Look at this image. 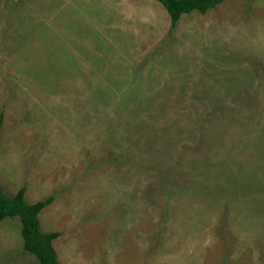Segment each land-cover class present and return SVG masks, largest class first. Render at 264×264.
<instances>
[{
	"label": "rangeland",
	"instance_id": "rangeland-1",
	"mask_svg": "<svg viewBox=\"0 0 264 264\" xmlns=\"http://www.w3.org/2000/svg\"><path fill=\"white\" fill-rule=\"evenodd\" d=\"M0 0V187L60 264H264V0ZM0 264H37L19 220Z\"/></svg>",
	"mask_w": 264,
	"mask_h": 264
},
{
	"label": "trees",
	"instance_id": "trees-1",
	"mask_svg": "<svg viewBox=\"0 0 264 264\" xmlns=\"http://www.w3.org/2000/svg\"><path fill=\"white\" fill-rule=\"evenodd\" d=\"M161 5L170 20V32H173L182 16L193 12L205 15L230 0H152ZM250 1V0H245ZM0 118V129L2 124ZM53 203V198L33 204L26 203V189L23 187L14 196H7L0 187V223L17 219L21 225L23 251L37 261V264H60L53 250V243L60 234L41 232L40 215Z\"/></svg>",
	"mask_w": 264,
	"mask_h": 264
},
{
	"label": "crops",
	"instance_id": "crops-1",
	"mask_svg": "<svg viewBox=\"0 0 264 264\" xmlns=\"http://www.w3.org/2000/svg\"><path fill=\"white\" fill-rule=\"evenodd\" d=\"M219 7V6H218ZM169 18V17H168ZM169 23H170V20H169ZM178 27V26H177ZM169 29H170V27H169ZM177 29V28H176ZM175 29V30H176ZM0 118L2 119L1 121H3V118H2V114L0 115ZM1 128H2V124H1ZM0 132H1V129H0Z\"/></svg>",
	"mask_w": 264,
	"mask_h": 264
}]
</instances>
